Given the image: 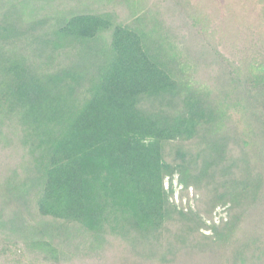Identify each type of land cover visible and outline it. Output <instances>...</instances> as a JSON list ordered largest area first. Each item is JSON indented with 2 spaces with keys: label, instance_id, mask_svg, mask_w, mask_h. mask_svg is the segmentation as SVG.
<instances>
[{
  "label": "trees",
  "instance_id": "1",
  "mask_svg": "<svg viewBox=\"0 0 264 264\" xmlns=\"http://www.w3.org/2000/svg\"><path fill=\"white\" fill-rule=\"evenodd\" d=\"M207 20L0 0V264H264V49Z\"/></svg>",
  "mask_w": 264,
  "mask_h": 264
},
{
  "label": "rangeland",
  "instance_id": "2",
  "mask_svg": "<svg viewBox=\"0 0 264 264\" xmlns=\"http://www.w3.org/2000/svg\"><path fill=\"white\" fill-rule=\"evenodd\" d=\"M207 17V39L228 59L238 64L241 58L264 49V17L261 0H188ZM167 186V180L165 182ZM174 201L177 202L176 185ZM191 188L189 193L191 195ZM192 203V202H191ZM217 215L221 213L216 210ZM220 215L223 216L221 213Z\"/></svg>",
  "mask_w": 264,
  "mask_h": 264
}]
</instances>
